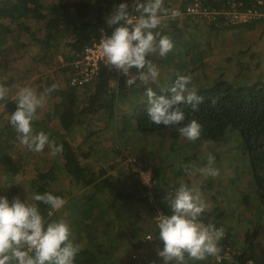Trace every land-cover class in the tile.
I'll return each mask as SVG.
<instances>
[{"label":"trees","instance_id":"obj_1","mask_svg":"<svg viewBox=\"0 0 264 264\" xmlns=\"http://www.w3.org/2000/svg\"><path fill=\"white\" fill-rule=\"evenodd\" d=\"M202 7L209 11H223L229 9L233 4L240 7L242 11L257 10L258 6L256 0H200ZM120 0H1L0 2V64L2 58L5 56L7 43L11 40L14 43L17 38H23L27 34H30V42L35 43L36 47L42 51L52 47H61L67 45L69 48V55L71 57L72 66L69 67L71 71L70 84L67 87H58L51 95L58 99L55 106L53 107L52 113L46 118L39 119L35 123L36 130H43L50 134V137L57 143H61L64 146V151L61 155H54L56 157L59 167L53 165L48 171L39 172L36 177L34 176L31 181L32 192H51L55 195L61 196L65 199L66 205L70 206L71 203L76 202L71 198L67 201L70 192L56 191L53 189V185L58 181V169L62 171L64 175L77 186L89 191L80 199L79 203L81 206H87V209L83 211L84 220L91 218L93 211L98 208V205H93L97 202L98 197L103 193L108 192L110 201L108 205L100 211V218L104 220L103 231H97V228L92 227V232L88 230L91 228L90 225H83V228L79 231V236L76 237V241L81 244L82 251L76 259V264H105L102 263L106 255L105 253L97 249L93 251L89 248L86 243L88 241L93 242L94 237L100 234H110L112 229V221L116 222V225L120 229L116 230V238H112L110 234V248L107 252V258L113 256L121 246H124L125 241L122 245H117L118 241L122 237H125V231L123 230L126 224L127 209L122 208L124 201H129L132 205H137L135 214L133 216L139 217L144 209H147L150 213L148 217L153 220L156 214L161 211L165 214H171V209L168 207L165 197L168 191L178 187L180 184L173 186L171 189L165 190V168H156L153 171V183L151 187L145 185L141 179L139 173H132L133 179L131 184L133 188L129 191L118 189V180L114 179L113 176H108L106 172H98L96 169L91 168L89 165H84L83 160H88L89 154H83V157L77 155L76 147L73 145L71 140V134L74 132L76 127H81L84 124L92 127L90 123L94 117H99V120H109L110 124H114L117 128V123H122L125 127L135 125L136 129L146 135H166L171 134L170 138H173L172 147L176 146L178 149H187L192 151L191 156L185 155L184 165L179 171L178 175L186 173L185 167L190 170L194 168L199 153L202 148L205 147H219L227 139L228 134L231 132L236 133L239 137V152L246 158V162L250 167L249 174L252 178V185L254 186L255 196L246 195L243 197V206H249L252 203L264 213V79L258 77L254 81L248 79L241 80L243 74H250L253 70L251 65H243L239 73H237V79L230 81L225 78H219L213 80V82L202 83V80L198 77H194V72L199 67H194L193 71L189 74L192 75L193 85L197 88L198 93L202 95L204 103L199 106L197 111H193L191 106L184 105L183 109L186 114V121L192 119L198 120L203 125V132L201 137L196 141H187L183 147L176 145V142L180 141V136L177 127H164L156 126L152 124L147 117L146 109L148 107V100L146 98L145 89L143 85L137 87L136 85L128 86L126 84V78L121 77L116 80V86L112 85V74L108 66L104 63H100L99 70L95 75V78L89 82H81L72 84L73 78L81 77L77 72L78 59L84 53L87 47L92 46L93 43L99 42L101 38L100 30L103 29L108 35L111 34L112 28H110L105 20V17L110 14L114 4L119 3ZM194 0H186L177 6L183 17L175 20L176 18H169L160 27V31L163 34L171 36L174 40V44H181L184 48H187L188 52L195 47L194 43L188 42L183 39L184 30L178 25L179 22L187 24L188 21L192 22V19H198L203 24L211 26L212 29H217V26L223 24L224 15L217 16L215 19L204 18L199 15L187 14L186 8L192 4ZM168 7L167 4H165ZM174 9V8H171ZM36 25L35 31H32L33 26ZM264 25V18L253 19L249 23H244L241 26L254 28L256 25ZM188 27V24L186 25ZM230 27V26H229ZM19 32V33H17ZM64 42V43H62ZM23 46L27 47V43H23ZM197 46V45H196ZM201 46L198 48L200 50ZM174 49V48H173ZM197 49V50H198ZM14 49H12L13 51ZM178 54H174L173 50L165 57L169 64L173 62L174 65H181L183 59L181 58L176 61ZM3 56V57H2ZM191 65H195L193 62ZM3 66V64L1 65ZM202 67V65H200ZM180 67V66H179ZM178 67V68H179ZM5 71L9 76H12L14 70L11 65V59L5 60L4 65ZM176 68L172 77L166 76L161 79L158 88L153 89L156 94H165L162 89H167L166 84L169 82L170 85L175 80L179 72ZM135 72V69H133ZM117 76V75H116ZM246 76V75H244ZM264 77V76H263ZM72 78V79H71ZM76 81V82H77ZM0 83L9 84L6 81ZM139 84V81H137ZM49 85V84H48ZM50 86V85H49ZM81 89V91L79 90ZM43 91L42 88L39 89ZM14 90L13 92H15ZM128 99L127 106L133 109L132 115L125 116L124 114L116 113L117 101ZM11 99V95L9 97ZM82 100V101H81ZM215 100V104L212 103ZM15 104L12 101L0 102V118L5 119L4 131L0 133V142L7 143L8 152L5 153L1 163L0 170V195H5L11 200L13 197L20 198V189L18 185L9 184L7 180L16 179L15 176L19 174L21 170L20 164L12 159L13 155L17 151V147L23 146L16 139V133L9 124L10 114L15 110ZM58 122L57 129L53 127L49 128L50 122ZM90 121V122H89ZM54 126V125H53ZM2 128V127H1ZM118 132V128L117 131ZM95 132H91L94 134ZM162 137V136H161ZM81 145V144H80ZM187 147V148H186ZM209 147V148H210ZM213 147V148H214ZM197 151H194L196 150ZM24 150H28L24 146ZM48 150V149H47ZM1 152V149H0ZM4 152V151H2ZM31 151H28V153ZM90 153V152H89ZM28 156V154H24ZM218 159V155L215 154ZM83 159V160H82ZM140 160V159H139ZM191 164H186L188 161ZM141 161V160H140ZM193 163V164H192ZM146 168V167H144ZM130 171V170H129ZM4 179H3V178ZM136 177V178H135ZM30 181V182H31ZM11 186V187H9ZM7 187L5 191L3 189ZM151 189V190H150ZM255 198L254 202L252 200ZM24 199V198H20ZM91 203V204H90ZM72 207V205H71ZM78 209L77 205L73 206ZM41 211L47 215L49 209L40 204ZM129 209V208H128ZM57 212V211H56ZM54 212L52 218L57 217V213ZM113 213V219L109 218L108 215ZM214 210L211 213H205L202 217V221L207 223H214L218 227L222 226L225 229V236L221 241V248L224 245L232 247L233 253L232 262L230 264H245L247 261H254L256 264H264V258L259 259L254 255L257 250L255 239L260 231L261 223L253 229L251 234H248L244 241L243 248L239 249L237 244H233L229 241L232 237L230 231L221 222L222 217L225 216V211L220 209V213H215ZM125 218V219H124ZM125 220V221H124ZM88 222V220H86ZM133 221H128L127 226L132 229ZM123 228V229H122ZM88 233L87 237L83 234V231ZM139 230V228H138ZM133 231L130 236L126 238V249L127 254L130 256L138 255L141 253L138 248L143 247L145 243L141 238L144 232ZM147 234L155 235V242L158 241L156 238V230L154 221H152ZM94 235V236H93ZM159 247L162 248V242H157ZM85 247V248H83ZM131 248H134L133 250ZM138 249V251H137ZM225 251V247L223 252ZM132 258V257H131ZM134 259V258H133ZM209 258L207 261H189V264H226L222 262L211 261ZM121 260V259H120Z\"/></svg>","mask_w":264,"mask_h":264},{"label":"rangeland","instance_id":"obj_2","mask_svg":"<svg viewBox=\"0 0 264 264\" xmlns=\"http://www.w3.org/2000/svg\"><path fill=\"white\" fill-rule=\"evenodd\" d=\"M181 2L182 0H165V4L170 9H177V6H180ZM191 21L187 22L188 27H186L185 21L179 22L178 26L184 30L183 39L194 43L195 47L188 52L187 48H184L181 44H177V41L175 42L174 49L172 50L174 54L180 53L176 61L184 58L181 65H174L173 62L169 64L170 61L167 62L165 57H153L154 62H157L160 68V78L156 84L150 85L153 89L158 88L161 79L166 76V73L168 77H172L179 66L178 73L183 75H188L193 71L194 67H199L194 72V77L200 78L202 83L213 82V80L221 77L234 81L237 79V73L242 68L240 64H248L253 68L250 74H243L240 78L241 80L245 78V80L254 81L257 79V76L264 79V25L258 24L254 28H249L241 26L242 24L229 27L223 23L218 25L217 29H212L211 26L203 24L198 19H192ZM32 26V31L34 32L36 25ZM15 37L11 38L14 39V43L11 40L7 43V51L5 56H2V63L0 64V80L6 81V83L10 82L8 85L14 84L17 86L16 88H12L10 95H14L15 92L13 91L24 85H31L38 90L40 88L44 90L53 83L57 84L60 88L67 87L70 84L71 71L69 67L72 66V61L70 60L71 57L66 56V54H70L66 44L42 51L35 46V43L30 42V34L16 40ZM23 43H27V47L23 46ZM12 49L14 50L12 51ZM7 59H11L12 68L15 69L12 76H9L4 68L5 60ZM193 62H195L194 66L191 65ZM2 64L3 66H1ZM72 81V84L76 85L78 83V81H75V78ZM111 83L113 86H116L115 79ZM168 86H170L169 82L166 84V87ZM79 90L81 91V89ZM146 100H148L147 97L144 98V101ZM56 101L58 102V99L52 95L48 97L46 104L40 109V119H44L52 113ZM127 102L128 99L121 98L118 100L116 102V113L122 111L121 114L127 117L132 115L133 109L127 106ZM90 121L92 127L87 124L81 127L78 126L70 138L73 140L74 147L77 145L76 152L80 158L83 157V154L88 153L90 155L88 160L84 161L82 159L84 165H89L98 172H106L108 176H113L114 179L118 180L117 188L126 191L133 188L131 184V179H133L132 173H139L142 182L152 184L153 171L157 167L165 168V190L171 189L177 184L195 187L199 189L208 203L205 213H211L214 210H216L215 213H220V209L225 211V216L222 217L221 222L232 235L229 241L237 244L239 249L243 248L248 234H251L253 229L261 223L260 231L255 239L257 250L254 255L259 259L264 258V213L256 209L253 203L249 206L242 205L244 196L249 195L254 197L255 193L252 178L249 174L250 167L246 162V158L239 152V137L236 133H229L224 143L218 145L219 147L213 146V148L209 146V148L204 146L199 153L194 168L187 172V174L178 175V171L185 166L183 162L185 155L189 154L190 157L192 151L187 147V149H178L176 146L172 147V143L174 142L173 138H170L171 134L158 136L152 134L148 136L140 133L135 125L127 128L122 123L116 124L118 128V132H116L115 123L111 125L109 120L102 121L99 120V117H94ZM4 125L5 119L1 117L0 133L4 131ZM49 125V128L53 127L57 129L58 122H50ZM91 132L95 133L91 134ZM187 141L186 139L183 141L180 138V141L176 142V145L183 147L184 144L188 143ZM7 143L0 142V163L5 153L8 152ZM17 147L20 148L16 149L17 151L12 159L20 164L21 170L15 176L16 179L12 181L8 179L7 183L18 185L20 198L26 199L33 193L31 179L34 176L36 177L41 171H48L53 165L59 167L60 162L58 163L56 157L51 154L48 148L39 153L32 151L28 153L29 150L25 151L24 146L17 145ZM194 151H197V149ZM26 153L28 156L24 155ZM209 154L214 155V157L216 156L215 154L218 155V159L215 157V167L219 168L220 174L216 177H205L199 171L200 168L206 166ZM129 158L138 161H136L137 164L133 168L128 163ZM189 163L191 164L190 160L186 164ZM2 171L0 170V173ZM131 171L133 172L131 173ZM57 177L59 179L53 185V189L57 192L60 190L70 192L67 201L73 198L76 202L71 203L72 207L65 204L62 209L56 212V218L63 217L71 221L75 238L79 236V231L83 228V225L91 226L88 230L89 233L92 232V227L97 228V231H103L105 229L103 226L104 220L100 218L99 214L110 201L108 192L105 191L102 196L98 197L97 202L93 204L95 206L98 205V208L93 211L92 216H90L91 218L84 220L83 211L87 209L88 205L81 206L79 201L89 190L72 183L59 169ZM1 189L5 191L8 188ZM254 200L255 198L252 202ZM75 204L79 207L78 209L73 207ZM122 208L127 209L126 221L124 220L126 224L123 223L124 227L127 228H122L125 231V237L128 238L130 236L132 229L136 231L139 228V233L144 232L141 238L143 240L152 223L151 217H148L150 212L144 209L141 216H133L137 212V205L134 206L129 201H124ZM113 216L112 212L108 215L111 219L114 218ZM128 221H133L132 229L127 226ZM111 227L110 234L112 238H116V236H113L120 227L116 225V222L113 223V221ZM87 234L83 231L82 235L88 238ZM110 234L109 236L106 234L100 236L99 234L96 239V233L94 234V240H91L93 242L88 241L86 243L93 251L100 249L105 253L106 256L102 258V263L148 264L150 261L155 260L157 264H164L162 258L157 255V249L160 248L158 243H143V247L138 248L141 252L139 258L133 259L132 255L130 256V254L126 253L127 240L125 237H122L117 244L120 246L125 241L124 246L116 250L110 260H108L107 252L110 248V239H112ZM131 249L133 250L134 248ZM227 264L230 263L227 262Z\"/></svg>","mask_w":264,"mask_h":264},{"label":"clouds","instance_id":"obj_3","mask_svg":"<svg viewBox=\"0 0 264 264\" xmlns=\"http://www.w3.org/2000/svg\"><path fill=\"white\" fill-rule=\"evenodd\" d=\"M180 15V10L166 7L165 0H120L105 17L112 28L111 34L101 29V38L95 47L106 66L126 77L128 86H144L148 98L146 114L152 124L178 126L180 136L194 142L201 137L203 125L196 119L184 123L187 117L183 106L189 105L197 111L205 98L193 85L192 75L178 74L166 90L162 89L163 95L158 96L150 86L160 78V68L153 57H166L175 46L173 38L163 34L160 27L169 18ZM16 87L0 83V102L10 100L16 106L9 124L17 141L32 152L48 148L52 155H61L63 144L35 128L40 109L58 85L53 83L43 91L24 85L9 99L12 88ZM212 103L215 104V100ZM189 171L185 167V172ZM199 171L205 177L220 174L214 155H208L206 166ZM165 200L171 214L161 212L152 220L156 238L163 245L157 249V255L164 264H189V261L219 258L225 229L202 221L208 203L199 189L180 184L168 191ZM40 204L49 209L47 215L41 211ZM65 204L63 197L51 192H33L23 200L19 197L10 200L0 195V264H76L82 247L76 241L71 221L52 218Z\"/></svg>","mask_w":264,"mask_h":264},{"label":"built area","instance_id":"obj_4","mask_svg":"<svg viewBox=\"0 0 264 264\" xmlns=\"http://www.w3.org/2000/svg\"><path fill=\"white\" fill-rule=\"evenodd\" d=\"M258 9L257 10H248V11H242L240 10V7L236 4H233L229 9L223 10V11H209L202 7V3L200 0H194L192 4L187 6L186 13L187 14H194L199 15L204 18H210L215 19L217 16L224 15V23L228 26H236L244 23H249L253 19H260L264 18V0H256ZM183 15L181 13L180 16L176 17V19L182 18ZM98 42H95L92 44V46H89L86 48L84 53L80 56L77 63V74L81 77H76L75 81L80 80L81 82H89L95 78V75L97 74L99 70L100 63H104L103 59L101 58L98 50L95 47V44ZM105 65V64H104ZM109 70H111L112 78L115 80L120 79L121 77H124L119 72H117L114 68L108 66ZM135 74V72H133ZM117 75V76H116ZM126 78V77H125ZM136 159H130L128 160V163L133 168L137 162ZM130 167V166H129ZM130 167V168H131ZM144 183V182H143ZM145 184V183H144ZM149 187H151V184H145ZM151 190V189H150ZM161 213L159 211L154 219L158 216V214ZM153 219V220H154ZM205 223V222H204ZM206 224V223H205ZM148 236H151L153 239L149 240L146 239ZM155 235L147 234L145 235V238L143 241L145 243H153L155 241ZM159 241V240H158ZM225 247V251L223 252V249ZM235 251H232V247L229 245H224L222 247V252L220 254L219 258H212L211 261L214 262L217 260V262H232V256ZM134 259L139 258L138 255L133 256ZM251 260L247 261L245 264H249ZM253 264H256L254 261H252ZM148 264H157L155 260L150 261ZM227 264V263H226Z\"/></svg>","mask_w":264,"mask_h":264}]
</instances>
